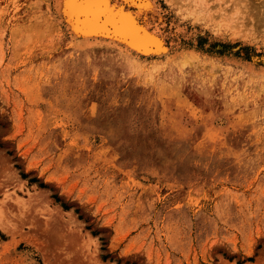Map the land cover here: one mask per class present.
Listing matches in <instances>:
<instances>
[{
  "label": "rangeland",
  "instance_id": "rangeland-1",
  "mask_svg": "<svg viewBox=\"0 0 264 264\" xmlns=\"http://www.w3.org/2000/svg\"><path fill=\"white\" fill-rule=\"evenodd\" d=\"M56 1L0 0V264H264V0H108L150 56Z\"/></svg>",
  "mask_w": 264,
  "mask_h": 264
},
{
  "label": "bare ground",
  "instance_id": "bare-ground-1",
  "mask_svg": "<svg viewBox=\"0 0 264 264\" xmlns=\"http://www.w3.org/2000/svg\"><path fill=\"white\" fill-rule=\"evenodd\" d=\"M56 3L71 21L72 37L75 40L80 37L79 42H106L136 55L165 52L156 38L137 27L130 13L108 0H58Z\"/></svg>",
  "mask_w": 264,
  "mask_h": 264
},
{
  "label": "water",
  "instance_id": "water-1",
  "mask_svg": "<svg viewBox=\"0 0 264 264\" xmlns=\"http://www.w3.org/2000/svg\"><path fill=\"white\" fill-rule=\"evenodd\" d=\"M136 25H137L138 28H141L142 30H145V32H147L152 38H156L158 40V42H160V39L155 34L150 32L145 26L141 25L138 22H136Z\"/></svg>",
  "mask_w": 264,
  "mask_h": 264
}]
</instances>
